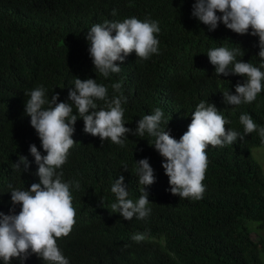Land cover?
Returning a JSON list of instances; mask_svg holds the SVG:
<instances>
[{
	"label": "trees",
	"instance_id": "trees-1",
	"mask_svg": "<svg viewBox=\"0 0 264 264\" xmlns=\"http://www.w3.org/2000/svg\"><path fill=\"white\" fill-rule=\"evenodd\" d=\"M193 3L0 0V213L18 214L21 206L11 204L10 192L28 190L39 182L29 146L34 144L41 155L46 153L24 111L27 93L38 86L46 89L47 98L58 93V102H67L75 78L96 79L107 86L109 98H126L122 103L125 127L134 130L138 120L160 108L164 113L161 127L177 140L187 131L201 101L222 112L230 121L225 126L228 129L243 134L241 114L250 115L258 128L264 127V89L250 104L226 105L222 94L234 93L235 85L245 78L218 77L207 57L213 48H240L244 54L237 61L259 67L258 37L238 35L222 23L209 32L191 15ZM132 17L158 21V54L140 60L132 53L119 65V73L105 78L94 69L85 36L94 24ZM118 82L120 93H114L111 85ZM97 103L105 107L103 101ZM74 127L76 143L59 169L64 182L80 184L79 189L74 183L70 186L75 224L68 236L57 239L69 264H264V245L252 237L248 225L264 229V177L250 155L252 148H264L258 132L233 145L207 147L205 191L202 199L193 200L171 194L161 166L163 158L147 133L143 137L128 134L121 147L84 133L81 119ZM19 156L27 157V171L23 165L21 171L13 166ZM144 158L155 176V183L145 188L138 183L135 163ZM119 175L124 176L133 202L143 188L149 193L147 218L125 221L113 212L111 204L116 198L111 186ZM137 233L145 234V239L134 241ZM0 264H4L2 259ZM10 264L47 262L30 255L24 261L12 259Z\"/></svg>",
	"mask_w": 264,
	"mask_h": 264
},
{
	"label": "clouds",
	"instance_id": "clouds-1",
	"mask_svg": "<svg viewBox=\"0 0 264 264\" xmlns=\"http://www.w3.org/2000/svg\"><path fill=\"white\" fill-rule=\"evenodd\" d=\"M111 15H116L115 9ZM191 15L207 26L209 32L222 23L238 35L258 37L259 67L242 59L237 61V56L244 54L240 48L230 50L221 46L207 53L218 77L234 75L245 78L244 83L235 85L234 93L226 91L222 94L223 102L239 106L255 101L264 89V71L261 70L264 68V0H194ZM159 32L158 21H141L135 17L123 22L94 24L85 36L94 69L107 78L110 73H119V65L132 53L140 60L158 54ZM111 87L114 93H120L121 83H114ZM45 93L42 86L27 93L29 99L25 102V115L30 117V125L46 155H41L34 144L29 146V153L37 165L39 182L31 184L28 190L13 189L10 192L11 204L21 206L18 214L0 213V259L4 264H10L17 258L24 261L30 255L47 264H69L57 245V239L68 236L75 224L76 212L72 206L70 186L74 183L79 189L80 184L78 181L64 182L63 172L59 169L66 163L69 150L76 143L72 137L78 119L83 121L84 133L99 137L101 143L110 139L113 144L124 147L128 134L143 137L147 133L154 139L152 147L163 158L161 166L168 178L171 194L193 200L203 198L205 187L202 181L208 164L209 145L213 148L233 145L237 140L244 141L252 132H258L264 142V127L258 128L250 115L241 114L239 117L243 126L241 134L226 128L230 121L215 105L204 101L196 106L187 131L177 140L170 135V130L161 127L164 113L160 108L138 120L134 130L125 127L122 103L126 98L122 95L109 98L107 86L98 84L96 79L75 78L74 87L69 88L67 102H58V93L51 95L50 99ZM97 101H103L105 107H99ZM135 163L138 183L144 188L155 183L154 170L148 159ZM21 165L24 171L28 170L27 157L19 156L18 162L13 164L18 171H21ZM144 188L138 201L133 202L128 198L124 176L119 175L111 186V193L116 198L111 204L113 212H118L125 221L133 217L139 220L147 218L151 208L148 207L149 193ZM132 239L143 241L145 234L137 233Z\"/></svg>",
	"mask_w": 264,
	"mask_h": 264
},
{
	"label": "rangeland",
	"instance_id": "rangeland-1",
	"mask_svg": "<svg viewBox=\"0 0 264 264\" xmlns=\"http://www.w3.org/2000/svg\"><path fill=\"white\" fill-rule=\"evenodd\" d=\"M250 155L252 159L260 166L263 177H264V148L263 147H258V148H252L250 150ZM253 223H248L249 227L252 228V237H257L262 244L264 245V229L262 230H257L255 229Z\"/></svg>",
	"mask_w": 264,
	"mask_h": 264
}]
</instances>
